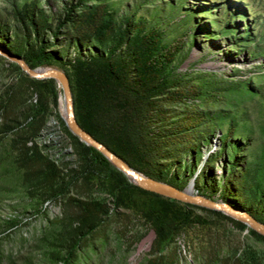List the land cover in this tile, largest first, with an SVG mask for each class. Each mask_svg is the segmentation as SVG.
I'll use <instances>...</instances> for the list:
<instances>
[{"label": "rangeland", "instance_id": "rangeland-1", "mask_svg": "<svg viewBox=\"0 0 264 264\" xmlns=\"http://www.w3.org/2000/svg\"><path fill=\"white\" fill-rule=\"evenodd\" d=\"M4 52L63 71L77 123L142 175L264 225V0H0V264H264L245 222L91 162L60 83Z\"/></svg>", "mask_w": 264, "mask_h": 264}, {"label": "water", "instance_id": "water-1", "mask_svg": "<svg viewBox=\"0 0 264 264\" xmlns=\"http://www.w3.org/2000/svg\"><path fill=\"white\" fill-rule=\"evenodd\" d=\"M4 54L12 61L16 62L29 76L36 79H55L57 80L64 92L65 102H66V116H67V125L70 130L77 135L87 146H91L97 149L102 153L111 164L116 166L121 170L125 175H127L131 180L138 183L144 189L151 192L163 195L170 199H176L182 202H189L207 206L211 209L220 210L226 212L233 217L245 222L252 229L264 235V225L253 218L251 215L246 213L243 210H240L232 205H229L224 202L214 201L203 196L197 195L194 193L192 188V183L183 190L176 189L174 187L167 186L155 179L146 177L142 175L137 170L129 166L122 158L116 155L112 150H110L102 142L94 138L88 131L83 129L75 120L71 93L69 87V80L67 75L57 69V68H48L43 69L39 67H30L21 57L13 55L9 52H4Z\"/></svg>", "mask_w": 264, "mask_h": 264}, {"label": "trees", "instance_id": "trees-1", "mask_svg": "<svg viewBox=\"0 0 264 264\" xmlns=\"http://www.w3.org/2000/svg\"><path fill=\"white\" fill-rule=\"evenodd\" d=\"M43 51H41L42 53ZM30 67H36V66H52V62L44 57H35V56H30V57H26L23 59ZM94 80L96 82V88L99 91V95L101 97H103L105 104L107 103L106 109L105 111L108 110V108L110 107L112 109V105L115 104V102L120 98H122L120 101L122 102V105L125 107L126 112H128L127 114V119H131L132 116L130 114V111L132 109V105H131V91L129 89H125L123 90L124 94L118 90L117 86L114 85L115 88H112L109 84L111 82H115L118 81L119 78L114 74V72L110 69L107 70L106 74H99V75H95L94 76ZM118 84V82H117ZM113 91V92H112ZM114 108V106H113ZM130 121V120H129ZM90 133V132H89ZM91 134V133H90ZM94 138H96L97 140H99L95 135L91 134ZM105 145V144H104ZM86 151L87 154L89 156V159L91 162L93 163H97L100 164L104 167H110L112 164L109 162V160L102 154L100 153L97 149L91 147V146H87L86 147ZM247 257L249 259V262H251V264H262L259 263V259H258V254H254L253 252L247 254Z\"/></svg>", "mask_w": 264, "mask_h": 264}]
</instances>
